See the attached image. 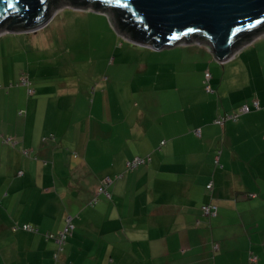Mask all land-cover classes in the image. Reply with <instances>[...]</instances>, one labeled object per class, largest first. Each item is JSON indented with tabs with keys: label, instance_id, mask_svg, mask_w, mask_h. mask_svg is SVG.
<instances>
[{
	"label": "crops",
	"instance_id": "0c3cea01",
	"mask_svg": "<svg viewBox=\"0 0 264 264\" xmlns=\"http://www.w3.org/2000/svg\"><path fill=\"white\" fill-rule=\"evenodd\" d=\"M97 15L112 31L104 15ZM0 39V54L15 51L13 36ZM184 44L148 50L143 64L155 67V73L122 80L130 92L134 82L146 83L141 95H147L148 86L156 104V126L149 128L152 118L143 116L145 125L131 124L128 129L135 147L125 145L126 161L146 155L150 160L121 173L107 186L110 198L99 194L93 204L90 200L105 178L94 171L95 165L110 159L91 158L90 153L103 154L104 147L114 146L112 128L103 131L91 122L90 113L88 126L78 120L74 136L67 135L68 109L51 110L47 116L52 99L47 95L66 96L62 90L47 85L40 71L33 74L30 62L29 67L9 62L11 74L0 62V75L9 86L28 68L35 95L26 92L29 97L22 102L10 91L0 94V264H122L123 259L124 264H264V36L222 64L210 62L206 44ZM200 51L205 60L199 75L191 78L190 68L188 73L178 68ZM170 62L171 74L160 72ZM205 70L211 74L212 92L203 88ZM181 84L189 88L187 93L180 92ZM9 98L12 101L6 102ZM253 100L259 109L223 126L214 123L218 114L251 106ZM39 125L42 133L53 134L51 141L38 138ZM92 135L97 144L91 143ZM4 136L16 144L4 142ZM208 181L213 182L210 191ZM209 203L217 207L215 216L201 211V205ZM67 216L74 230L55 258L57 243L45 233L57 234ZM118 222L130 238H112ZM23 224L36 226L38 232L23 229ZM251 255L256 261L249 260Z\"/></svg>",
	"mask_w": 264,
	"mask_h": 264
},
{
	"label": "rangeland",
	"instance_id": "374dc122",
	"mask_svg": "<svg viewBox=\"0 0 264 264\" xmlns=\"http://www.w3.org/2000/svg\"><path fill=\"white\" fill-rule=\"evenodd\" d=\"M98 13L104 15L112 31L107 29L103 22L104 19L99 17ZM120 33L109 9L99 12L94 11L93 8L61 5L54 9L48 22L35 32H5L0 35L2 40L8 36H13V42L16 43L14 52L0 54V62H3L6 66V73L11 74L9 62L15 65L19 61L25 67H29L28 63L30 62L33 74L40 71L47 85L52 84L53 88L59 87L58 91L62 90V93L66 95L62 97L55 94H53L54 97L47 95V98H52L49 102L47 116L51 110L57 113L60 110L66 111L68 109L69 112L67 111L68 114L65 115L70 122L67 135L74 136L78 120L79 123L88 126L90 113L93 116L91 122L101 125L103 131L108 129L107 132H109L112 128V144L114 146L107 145L106 148L104 147L106 152L102 151L103 154L99 152L90 153L91 158L97 155L110 159L106 163L95 165L94 171L99 170L100 173L105 175L103 177L108 176L112 179H115L121 173L125 174L127 171L125 169V145L127 143H131L133 147L136 145V141L134 142L129 135V126L131 124L145 125L143 116L145 119L149 118L151 120L152 118L147 123L149 128L150 126H156V122L152 124L156 104L148 96L150 88L145 86L144 92L147 95L143 97L140 87L146 83L134 82L133 92H130L122 80L133 75L139 78L155 73V67L153 70L145 68L143 56L148 50H161L134 44L126 38L127 36ZM190 42L192 43L188 44L195 47H201L200 43L206 44L203 41H197V39H191ZM183 44L178 43L172 48H180L179 46ZM17 48H21L22 51H16ZM173 49L163 50L171 55H177V52L171 53ZM207 53L209 57H212L210 62L219 64L209 49H207ZM186 54H190V51H187ZM203 54L204 51H200L197 58H193V61L185 59L178 69L182 73H188L190 68L191 78L199 75V70L205 60ZM154 59H157V57H154ZM39 64L41 65L40 70L36 68ZM171 70L172 62L160 67V72H168L167 74H171ZM24 72L28 73V68H25ZM19 76L17 81L13 80V86H9L10 83L4 80L3 75H0V94L10 91V95L18 94L21 101L24 102L25 98L27 99L29 96L26 94L25 87L20 86V83H18ZM168 89L165 88L164 91ZM188 89L187 86L180 85V92L187 93ZM52 92L54 93V90ZM33 95L32 98L35 96ZM5 101L11 102L12 99L9 98ZM20 108L26 110L24 105ZM44 124H46L45 127H48V117L45 119ZM31 128L32 125H28L27 133ZM35 131L42 141H51L53 138V134H47L45 131L42 133L40 125L35 127ZM66 138L71 139L69 136ZM93 139L94 136L92 135L91 143L97 144L98 141ZM72 150L75 151V149ZM85 183L84 192L88 194V179L85 180ZM115 200L116 198L113 197L112 203ZM112 223L115 222L112 221ZM112 238H130L128 229L118 222L115 227H112ZM121 249L122 251L127 250L124 246ZM125 256L122 255L121 259ZM121 261L122 264L125 263L124 259Z\"/></svg>",
	"mask_w": 264,
	"mask_h": 264
},
{
	"label": "water",
	"instance_id": "95a60500",
	"mask_svg": "<svg viewBox=\"0 0 264 264\" xmlns=\"http://www.w3.org/2000/svg\"><path fill=\"white\" fill-rule=\"evenodd\" d=\"M82 1L0 0V31L35 32L58 6L92 8L96 2L93 10L109 9L120 34L134 44L161 49L197 39L216 60H224L264 26V0Z\"/></svg>",
	"mask_w": 264,
	"mask_h": 264
},
{
	"label": "built area",
	"instance_id": "2783aa9c",
	"mask_svg": "<svg viewBox=\"0 0 264 264\" xmlns=\"http://www.w3.org/2000/svg\"><path fill=\"white\" fill-rule=\"evenodd\" d=\"M6 31H2V33H5ZM261 36H264V31L255 35L254 37H252L250 40H248L247 42H245L243 45H241L240 47H238L230 56H228L226 59L224 60H217L220 64L224 63L225 61L231 59L232 57L235 56V54L244 46L250 44L251 42H253L254 40L260 38ZM207 45V44H206ZM208 49L210 50V47L207 45ZM210 80H211V74L208 70H205L204 71V74H203V80H202V83H203V87L205 89V91L207 92H212L213 89L211 87V83H210ZM19 83L20 85H25L26 88H27V93L28 94H32L34 92L33 88L29 85V80H28V77L26 74H22L20 76V80H19ZM260 105L258 103L257 100H253L252 101V104L251 106L245 104V105H242L240 106L238 109L232 111V112H226L224 114H218L215 118H214V123L220 125V126H223L224 123L228 120H231V121H236L240 115L244 114V113H247L249 112L251 109H259ZM21 113V112H19ZM194 132L199 135L200 134V131L199 129H195ZM3 141L8 143V144H16V141L11 139L10 137H3ZM23 153L24 154H28V151L27 150H23ZM150 160V156L149 155H146V156H133L132 158H130L129 160L126 161L125 163V166L128 170H131V169H134L135 167H137L138 165L140 164H144L146 163L147 161ZM19 173H21V171H19ZM113 181L112 178L110 177H105L103 180H102V185L98 187L96 193L99 194V193H104L107 197L110 196V194L106 191V186L108 184H110L111 182ZM207 187L210 188L211 187V182H209L207 184ZM202 208V213L205 214V215H215L216 214V206L214 204H205V205H202L201 206ZM23 229L25 230H29V231H32V232H38V228L36 226H32L30 224H23L21 226ZM73 223H72V218L71 216H67L66 219H65V225L63 226L62 230H60L57 234H53V233H49V232H46L45 233V236L47 238H52L56 243H57V250L56 252L54 253V257L57 258L59 252L62 250V246L64 244V240L66 238V236L68 234H71L72 232V229H73ZM15 228V227H14ZM216 244L213 245L214 248H216ZM249 260L254 262L256 261V256L254 255H251L249 257Z\"/></svg>",
	"mask_w": 264,
	"mask_h": 264
},
{
	"label": "trees",
	"instance_id": "16d2710c",
	"mask_svg": "<svg viewBox=\"0 0 264 264\" xmlns=\"http://www.w3.org/2000/svg\"><path fill=\"white\" fill-rule=\"evenodd\" d=\"M60 1H62V0H56V2H58V3H59ZM67 1H68L69 3H71V4H77V5L84 4V2H83L82 0H81V1H77V0H76V1H74V0H67ZM97 4H98V3L95 2L94 4L91 5V7L94 8V7H96ZM262 31H264V26H262V27L258 30L257 33H260V32H262ZM247 39H250V37L245 38V39L242 40V41H245V40H247ZM242 41H241V42H242ZM22 74H26V75H27L28 80H29V83H30L29 85L32 87V85H31V81H30V78H29L28 73L21 72V73H20V76H21ZM20 76H19V80H20ZM18 83H19V81H18ZM22 86L25 87L26 92H27V88H26V86H25V85H22ZM33 90H34V89H33ZM33 93H34V92H33ZM33 93H32V94H33ZM27 94H28V93H27ZM32 94H28V95H32ZM125 163H126V162H125ZM140 165H142V164H140ZM140 165H138L137 167H139ZM137 167H135L134 169H136ZM125 169H126L127 171L134 170V169L128 170V169L126 168V166H125ZM120 176H121V175L116 176L115 179L118 178V177H120ZM115 179H113V181H114ZM113 181H112V182H113ZM112 182H111V183H112ZM209 182H211V187H210V188L207 187V184H208ZM207 184H206V189H207L208 191L212 190L213 182H212V181H208ZM101 185H102V182L100 183V185H98V187L101 186ZM108 185H109V184H108ZM108 185H107V186H108ZM107 186H106V191L109 193V191L107 190ZM98 187H97V189H98ZM99 194H104V193H99ZM99 194L96 193V194L94 195V198H92V199L90 200V203H91V204L95 203V202L98 200V195H99ZM109 194H110V193H109ZM104 195H105V194H104ZM105 196H106V195H105ZM106 197H107V196H106ZM108 198H110V196H109ZM209 204H211V203H209ZM203 205H205V204H203ZM201 206H202V205H201ZM200 208H201V207H200ZM201 211H202V208H201ZM216 213H217V207H216ZM215 215H216V214H215ZM215 215H212V216H215ZM207 216H210V215H207ZM72 223H73V222H72ZM64 225H65V224H64ZM73 226H74V225H73ZM73 230H74V227H73V229H72L71 234H68V235L66 236V238H65V240H64V243L66 242L67 237L72 235ZM215 244H216V243H215ZM63 245H64V244H63ZM213 245H214V244H213ZM216 245H217V244H216ZM62 248H63V246H62ZM55 251H56V250H55ZM59 254H60V253H59ZM59 254H58V255H59Z\"/></svg>",
	"mask_w": 264,
	"mask_h": 264
}]
</instances>
